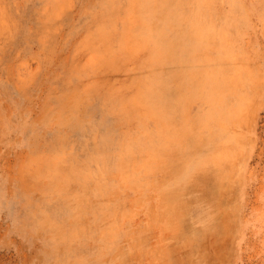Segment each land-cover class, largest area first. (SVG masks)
<instances>
[{"label":"rangeland","instance_id":"1","mask_svg":"<svg viewBox=\"0 0 264 264\" xmlns=\"http://www.w3.org/2000/svg\"><path fill=\"white\" fill-rule=\"evenodd\" d=\"M0 264H264V0H0Z\"/></svg>","mask_w":264,"mask_h":264}]
</instances>
